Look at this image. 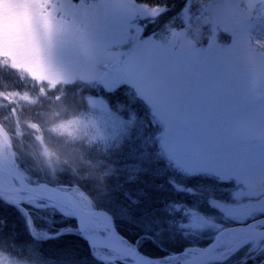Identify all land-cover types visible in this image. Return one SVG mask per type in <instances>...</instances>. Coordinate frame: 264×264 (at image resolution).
I'll list each match as a JSON object with an SVG mask.
<instances>
[{
	"label": "rangeland",
	"instance_id": "obj_1",
	"mask_svg": "<svg viewBox=\"0 0 264 264\" xmlns=\"http://www.w3.org/2000/svg\"><path fill=\"white\" fill-rule=\"evenodd\" d=\"M201 9L196 15L188 8L183 11L184 28L168 27L144 36V25L160 16L165 11L163 8L134 0H0V57L11 67L28 72L38 82H46L49 89L77 81L99 82L107 90L128 85L161 125V135L175 127L178 117L162 102L157 90L178 70L180 57L214 52L228 60L244 93L245 102L231 118L230 138L237 149L250 160L254 159L264 147V0H204ZM206 25L210 27V32H206L207 43L198 44L188 28L201 33ZM220 32L229 36L221 39ZM158 48L166 50L165 54L158 56ZM138 53L142 55L137 57ZM126 61L132 62L134 75L117 71ZM6 100L0 95V105ZM195 117L193 109L184 114V118ZM132 125L131 120L115 113L106 100L89 98L86 112L65 127L105 141L121 137ZM186 168L192 170L191 166ZM196 170L230 181L234 186L228 200L210 201L217 215H222L221 222L217 216L185 209L189 213L183 223L185 227L213 234L214 238L222 229L232 227H224V222L238 226L261 220L257 227L264 228V172L255 165L234 168L227 161ZM58 188L69 191L83 207L95 210L89 197L75 187ZM0 198L15 206L41 202L73 218L67 207L47 199H29V194L23 191L0 194ZM180 210L181 206L171 208L173 212ZM98 234L106 236L105 231ZM244 241L218 249V258L210 259L211 262L225 259ZM90 247L93 255L107 264H136L104 248ZM0 264L43 263L26 262L0 250Z\"/></svg>",
	"mask_w": 264,
	"mask_h": 264
},
{
	"label": "trees",
	"instance_id": "obj_2",
	"mask_svg": "<svg viewBox=\"0 0 264 264\" xmlns=\"http://www.w3.org/2000/svg\"><path fill=\"white\" fill-rule=\"evenodd\" d=\"M134 1L165 10L144 25L143 35L149 36L168 27H186L183 11L188 8L192 15L198 14L204 0ZM206 32H210L209 25L201 33L188 28L190 36L202 45L207 43ZM228 36L219 33L221 39ZM0 95L7 98L0 105V124L28 183L75 187L89 197L93 209L112 217L123 238L151 257H164L186 245L206 247L212 241L213 234L183 225L189 214L184 210L222 220L210 201L228 200L234 184L210 174L190 176L158 156L156 138L161 125L130 86L107 90L99 82L77 81L49 89L46 82H38L0 57ZM89 98L106 100L115 113L133 122L132 128L119 138L105 141L83 131L66 130L68 123L86 112ZM45 156L54 158L51 166ZM174 206H181V210L171 211ZM155 220L160 224L152 223L150 230L144 226ZM161 227L165 231L158 237L155 233ZM0 250L26 262L43 264H51L62 250H71L77 264H107L93 255L88 240L79 235L74 218L41 202L15 206L0 198ZM207 264H264V238Z\"/></svg>",
	"mask_w": 264,
	"mask_h": 264
},
{
	"label": "snow or ice",
	"instance_id": "obj_3",
	"mask_svg": "<svg viewBox=\"0 0 264 264\" xmlns=\"http://www.w3.org/2000/svg\"><path fill=\"white\" fill-rule=\"evenodd\" d=\"M165 51L158 48L156 54L163 55ZM139 55L142 53L137 57ZM177 63L178 70L157 90L162 102L178 117L174 128L156 138L160 145L158 156L176 170L188 171L186 166H191L188 174L193 177L207 175L196 169L224 161L238 169L255 165L264 172V147L256 158L250 160L230 138L231 118L245 100L240 81L228 60L208 52L180 57ZM117 71L130 76L135 74L131 61H126L125 66ZM189 109L196 112L195 118H184ZM73 218L77 219L78 227L84 226L83 220ZM152 223L160 224V221L146 222L144 226L150 230ZM164 231L161 227L155 235L159 237ZM193 247L186 245L179 251L168 253L159 258L157 264H204L198 259L199 251L203 249L194 251ZM51 264H77V256L71 250H62Z\"/></svg>",
	"mask_w": 264,
	"mask_h": 264
},
{
	"label": "bare ground",
	"instance_id": "obj_4",
	"mask_svg": "<svg viewBox=\"0 0 264 264\" xmlns=\"http://www.w3.org/2000/svg\"><path fill=\"white\" fill-rule=\"evenodd\" d=\"M12 155L11 151L7 149L2 140L0 139V194L6 196L18 192L20 190V184L22 183V175L18 169L13 172L12 169ZM11 181H15V184H11ZM37 198L50 200L60 206L67 207L71 214L73 215L74 206L66 194H58L50 191L41 190L40 195ZM79 199V198H78ZM82 209L80 211V220L84 221L83 229L84 231L100 238L105 243L113 246L116 249L123 250L130 253L133 247L114 229L112 221L109 215L103 211L89 210L81 205ZM89 224L91 226H89ZM105 231L106 236L100 237L98 232ZM247 234L238 232L236 230H230L224 233L218 241V247L211 254L210 259L218 258L216 251L226 246L238 245L239 241L242 239H247ZM97 244L93 243V247L97 248ZM194 251L197 249H193ZM94 251V250H93ZM203 253L199 251L198 258ZM138 264H151L146 260L138 262Z\"/></svg>",
	"mask_w": 264,
	"mask_h": 264
},
{
	"label": "water",
	"instance_id": "obj_5",
	"mask_svg": "<svg viewBox=\"0 0 264 264\" xmlns=\"http://www.w3.org/2000/svg\"><path fill=\"white\" fill-rule=\"evenodd\" d=\"M0 139L3 142V145L11 151V155H12L11 165H12L13 172H15V169H18L17 163H16L15 152H14V149L12 147V144L10 143V141L8 139L7 132L1 124H0ZM41 190H42V192L43 191H50V192H54V193H58V194L68 195L69 198L71 199L72 203H73L74 208H75L74 212H73V217H77L80 219V211H81L82 207H81L79 201L77 200V198L74 195H72L69 191L60 189L58 187L49 185L47 183L30 184L26 181L24 176H22V183L20 184V190L19 191H23V192L28 193L29 199L37 198L40 195ZM75 221L77 224V219H75ZM260 222H261V220H257V221L250 223V224L232 226V227H227V228L222 229L215 236L213 241L205 249L202 250L203 253L200 255V257L198 259L200 261H203L204 264L211 262L209 256H211L213 251H215L217 249L219 238L224 233H226L227 231H230V230H236L238 232H242L244 234H247V236H248L247 239L245 238L246 241H244L242 244H240L237 248H239L240 246H242L248 242H251L252 240H255L258 238H264V228H258L257 227V225ZM77 230H78L79 235H81L85 239H87L89 244L92 247H93V243L94 244L96 243L97 244L96 246L104 248V249L111 251L115 254H118V255L122 256L123 258L128 259L129 261H132L133 263L138 264V262H140L142 260H146V261L150 262L151 264H157V262L159 260V258L151 257L148 255H145L144 253H141L136 248L133 249L130 253H127L123 250L116 249L113 246L102 241L100 238L84 231L83 227H78V225H77Z\"/></svg>",
	"mask_w": 264,
	"mask_h": 264
},
{
	"label": "clouds",
	"instance_id": "obj_6",
	"mask_svg": "<svg viewBox=\"0 0 264 264\" xmlns=\"http://www.w3.org/2000/svg\"><path fill=\"white\" fill-rule=\"evenodd\" d=\"M53 159L54 158L51 156H45V161H46V163L49 164V166H51L53 164Z\"/></svg>",
	"mask_w": 264,
	"mask_h": 264
}]
</instances>
